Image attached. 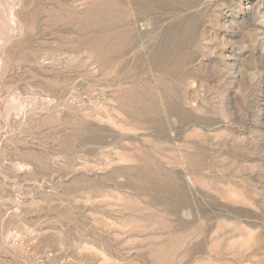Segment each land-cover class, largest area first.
<instances>
[{"label": "rangeland", "instance_id": "374dc122", "mask_svg": "<svg viewBox=\"0 0 264 264\" xmlns=\"http://www.w3.org/2000/svg\"><path fill=\"white\" fill-rule=\"evenodd\" d=\"M257 5L0 0V264H264Z\"/></svg>", "mask_w": 264, "mask_h": 264}, {"label": "clouds", "instance_id": "9594fccd", "mask_svg": "<svg viewBox=\"0 0 264 264\" xmlns=\"http://www.w3.org/2000/svg\"><path fill=\"white\" fill-rule=\"evenodd\" d=\"M252 22L259 25H264V12L260 11V5L255 6L252 10ZM233 48L240 51L248 50V56L245 58L241 72L247 79L248 72H256L259 75V59L260 56H264V34L259 31L243 30L239 40L229 42ZM226 45V44H225ZM222 48H217L215 52H212L208 57L218 56ZM255 59L256 63L252 64V60ZM247 61V63H245ZM212 73L220 78L224 79L230 75L229 70L223 64H214L211 69ZM254 82V81H253Z\"/></svg>", "mask_w": 264, "mask_h": 264}]
</instances>
